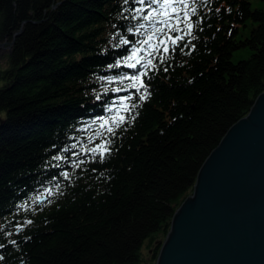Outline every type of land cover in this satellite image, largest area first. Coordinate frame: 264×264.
I'll use <instances>...</instances> for the list:
<instances>
[{
    "label": "trees",
    "instance_id": "obj_1",
    "mask_svg": "<svg viewBox=\"0 0 264 264\" xmlns=\"http://www.w3.org/2000/svg\"><path fill=\"white\" fill-rule=\"evenodd\" d=\"M0 28V264H153L264 92V0H0Z\"/></svg>",
    "mask_w": 264,
    "mask_h": 264
},
{
    "label": "water",
    "instance_id": "obj_2",
    "mask_svg": "<svg viewBox=\"0 0 264 264\" xmlns=\"http://www.w3.org/2000/svg\"><path fill=\"white\" fill-rule=\"evenodd\" d=\"M157 246L155 264H264V92L206 158Z\"/></svg>",
    "mask_w": 264,
    "mask_h": 264
},
{
    "label": "rangeland",
    "instance_id": "obj_3",
    "mask_svg": "<svg viewBox=\"0 0 264 264\" xmlns=\"http://www.w3.org/2000/svg\"><path fill=\"white\" fill-rule=\"evenodd\" d=\"M253 6H260L263 5V0H251ZM4 30V29H3ZM0 28V74L11 66H14V62L12 61L11 54H12V46L14 42V37H6L5 32ZM248 50L246 49H237L233 52L232 60L237 61L241 58H246L248 56ZM3 79H0V86L3 85ZM5 117V110H0V122ZM165 238L163 234L156 235L155 239L157 241H162ZM148 243L145 241L142 247V253L145 258L148 257ZM152 264V262H149ZM155 264V262L153 263Z\"/></svg>",
    "mask_w": 264,
    "mask_h": 264
},
{
    "label": "flooded vegetation",
    "instance_id": "obj_4",
    "mask_svg": "<svg viewBox=\"0 0 264 264\" xmlns=\"http://www.w3.org/2000/svg\"><path fill=\"white\" fill-rule=\"evenodd\" d=\"M148 243V253L151 254L153 253L154 249H156L158 246H157V243L159 241H157L156 239L152 238L151 240H147L146 241Z\"/></svg>",
    "mask_w": 264,
    "mask_h": 264
},
{
    "label": "snow or ice",
    "instance_id": "obj_5",
    "mask_svg": "<svg viewBox=\"0 0 264 264\" xmlns=\"http://www.w3.org/2000/svg\"><path fill=\"white\" fill-rule=\"evenodd\" d=\"M179 39V37H177ZM165 51H168V49H165ZM130 67H134L135 65H129Z\"/></svg>",
    "mask_w": 264,
    "mask_h": 264
}]
</instances>
